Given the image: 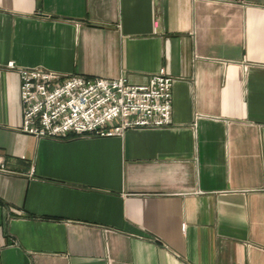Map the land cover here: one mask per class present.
Here are the masks:
<instances>
[{
  "label": "crops",
  "instance_id": "1",
  "mask_svg": "<svg viewBox=\"0 0 264 264\" xmlns=\"http://www.w3.org/2000/svg\"><path fill=\"white\" fill-rule=\"evenodd\" d=\"M18 66L163 67L171 122L25 132ZM1 164L0 264H264V0H0Z\"/></svg>",
  "mask_w": 264,
  "mask_h": 264
},
{
  "label": "built area",
  "instance_id": "2",
  "mask_svg": "<svg viewBox=\"0 0 264 264\" xmlns=\"http://www.w3.org/2000/svg\"><path fill=\"white\" fill-rule=\"evenodd\" d=\"M8 67H14L12 60ZM20 128L37 136L122 134L129 127L171 122L173 77L161 67L146 82L117 77L61 74L38 66H18ZM3 169V164L0 166Z\"/></svg>",
  "mask_w": 264,
  "mask_h": 264
}]
</instances>
